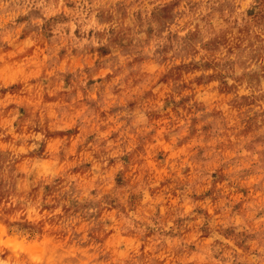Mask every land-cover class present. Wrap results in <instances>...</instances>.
I'll list each match as a JSON object with an SVG mask.
<instances>
[{"label":"clouds","instance_id":"1","mask_svg":"<svg viewBox=\"0 0 264 264\" xmlns=\"http://www.w3.org/2000/svg\"><path fill=\"white\" fill-rule=\"evenodd\" d=\"M160 2L0 0V264H264V117L243 123L264 114V82L241 113L252 90L168 79L183 61L157 41L110 46ZM257 15L261 0H231L169 30L247 21L264 42Z\"/></svg>","mask_w":264,"mask_h":264},{"label":"rangeland","instance_id":"2","mask_svg":"<svg viewBox=\"0 0 264 264\" xmlns=\"http://www.w3.org/2000/svg\"><path fill=\"white\" fill-rule=\"evenodd\" d=\"M231 0H187L185 5L188 12H178L176 9L181 0H161L153 8L149 17L144 18L138 13L135 17V27L127 30L113 31L110 37V46L122 51L139 55L142 47L152 41H157L154 55L164 62L170 59L183 61L178 67L172 69L168 79L177 80L182 74L201 73L194 78L195 85L208 87L216 83L219 93L228 96L236 93L239 88H247L253 91V96L236 98L232 101L233 108L241 113L245 109H251L256 102L255 93L260 90L264 82V42L252 39L247 21H235L230 29L218 33L209 31L208 18L202 21L205 29L201 31H189L185 36H179L178 32L170 31L173 26L178 27V21L191 12L198 11L200 7L206 6L209 9L219 8L226 10ZM261 7L264 8V0H261ZM120 11H126V5H119ZM249 15H252L251 13ZM109 19H111L109 17ZM257 23H264V16L257 15ZM182 30V29H181ZM167 33L165 35L164 33ZM208 39L205 40V35ZM143 35L144 40L137 39ZM102 51H106L102 49ZM199 52V61L196 57ZM237 71L240 75H236ZM211 73L210 75L207 73ZM229 80L234 83L230 86ZM243 123L250 129L255 125L256 120L264 117V114L256 113L248 115L244 113ZM19 131V129H18ZM7 139V138H6ZM10 153H0V170H3L10 163ZM118 183H126L118 178ZM8 186L0 182V191L7 193Z\"/></svg>","mask_w":264,"mask_h":264}]
</instances>
